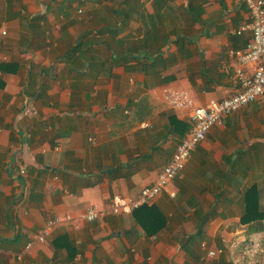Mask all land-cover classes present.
Wrapping results in <instances>:
<instances>
[{
	"label": "crops",
	"instance_id": "1",
	"mask_svg": "<svg viewBox=\"0 0 264 264\" xmlns=\"http://www.w3.org/2000/svg\"><path fill=\"white\" fill-rule=\"evenodd\" d=\"M248 17L239 0H0V264H246L264 237L244 220L248 202L264 214V101L213 126L153 208L84 216L170 162L190 110L167 89L195 105L236 91Z\"/></svg>",
	"mask_w": 264,
	"mask_h": 264
},
{
	"label": "built area",
	"instance_id": "2",
	"mask_svg": "<svg viewBox=\"0 0 264 264\" xmlns=\"http://www.w3.org/2000/svg\"><path fill=\"white\" fill-rule=\"evenodd\" d=\"M239 1L247 5L249 17L234 29V33L250 31L251 38L244 48L230 50V55L238 62V66L234 68L236 91L221 99H212L207 104L195 105L187 91L167 89L165 100L172 107L190 110L189 129L179 142L170 162L159 171L157 180L144 186L137 196L116 194L105 207L90 206L84 216L87 220L94 221L109 214H131L144 205L153 204L159 195L169 191L172 181L185 168L193 151L207 137L213 126L222 123L241 107L264 101V0ZM2 33L7 32L3 30ZM71 219V214L50 218L37 234V239L46 240L54 225Z\"/></svg>",
	"mask_w": 264,
	"mask_h": 264
},
{
	"label": "rangeland",
	"instance_id": "3",
	"mask_svg": "<svg viewBox=\"0 0 264 264\" xmlns=\"http://www.w3.org/2000/svg\"><path fill=\"white\" fill-rule=\"evenodd\" d=\"M244 249L246 264H264V237L250 240Z\"/></svg>",
	"mask_w": 264,
	"mask_h": 264
},
{
	"label": "trees",
	"instance_id": "4",
	"mask_svg": "<svg viewBox=\"0 0 264 264\" xmlns=\"http://www.w3.org/2000/svg\"><path fill=\"white\" fill-rule=\"evenodd\" d=\"M2 85H3V81L0 79V86H2ZM184 125L186 128H189V126H190L189 123H187V124L184 123ZM247 195H248V198L251 197V193H248ZM152 205L153 204L144 205L141 208H153ZM141 208L135 210L134 213L137 212L138 210H140ZM212 212L214 213V211H212ZM263 218H264V214H261V211H259V213H258L257 210H255V208H254V204L252 202H250V203L248 202V206L246 208V213L244 215V220L251 222L253 219L254 220H262ZM203 226L204 225L202 224L200 227V230H203V228H202Z\"/></svg>",
	"mask_w": 264,
	"mask_h": 264
}]
</instances>
